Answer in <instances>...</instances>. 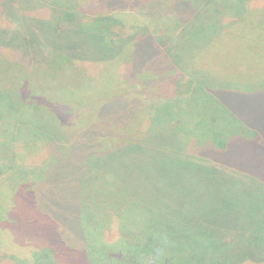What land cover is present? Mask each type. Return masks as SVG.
I'll use <instances>...</instances> for the list:
<instances>
[{
  "label": "rangeland",
  "instance_id": "rangeland-1",
  "mask_svg": "<svg viewBox=\"0 0 264 264\" xmlns=\"http://www.w3.org/2000/svg\"><path fill=\"white\" fill-rule=\"evenodd\" d=\"M142 2L0 0V264H264V259L255 260L253 255L259 248L257 235L251 236L256 231L243 224L250 216L260 229L264 221V78L258 80L264 70V0L151 1L143 6L146 12L137 8ZM150 6L158 12L153 17L170 9L157 18L161 33L156 40L166 44L171 57L163 46L158 47V41L155 47L140 46L136 40L146 36L133 35L142 27L130 30L125 26L119 31L112 26L114 17L106 24L88 18L91 12L105 16L112 9L137 8L131 12L140 23L150 17L146 14ZM117 34L127 38V43L118 41ZM70 47L82 54L76 55ZM200 52L199 67L221 72L235 89L219 92L216 83L222 81L212 79L207 90L218 103L194 109L196 104L190 101V114H201L204 124L214 122L211 113L222 118L228 114L229 121L236 120L257 134L253 140L232 139L220 154L232 156L229 161L238 169L241 186H227L233 205L216 201L212 205L215 215H209L238 220L241 228L227 233L229 237L237 233L234 244L216 240L211 232L208 237L193 230L157 235L148 231L153 228L145 224L148 215L130 210H120L113 217L114 204L124 193L116 190L115 179L119 183L123 178L135 190L163 187L148 185L153 179H144L140 173L133 178V167L125 166L126 160L119 172L90 170L82 154L71 150L72 145H89L80 131L70 140L68 124L76 122V117L94 123L96 108L106 102L102 100L120 89L127 100L148 102L155 83L175 80L176 87V77L183 71L172 73L179 68L174 61H192ZM127 58H133L132 62L119 65ZM182 93L177 89L178 95ZM124 112L129 115V110ZM183 113L172 117L181 122ZM192 117L189 131H196L201 123ZM230 132L225 136H231ZM85 148L83 152L89 149ZM169 152L168 148L150 152L144 144L133 159L139 160L142 172L148 160L162 163ZM224 161L219 158L218 165ZM162 170L167 173L170 168ZM166 195L159 193L160 198ZM169 199L150 204L159 217L169 214L165 208ZM193 205L190 199H179L172 206L181 211ZM123 253L122 261L113 256Z\"/></svg>",
  "mask_w": 264,
  "mask_h": 264
},
{
  "label": "trees",
  "instance_id": "trees-1",
  "mask_svg": "<svg viewBox=\"0 0 264 264\" xmlns=\"http://www.w3.org/2000/svg\"><path fill=\"white\" fill-rule=\"evenodd\" d=\"M151 1L162 0H143L142 4L137 8L144 9V12H146L147 8L145 9L143 6ZM111 2L113 3V0H111ZM137 8H133V10L132 8H128V10H125V8L118 10L116 8L112 9L105 16H101L102 14L99 13L94 15L91 12L88 18L91 19L96 17L98 19L97 22L106 24L104 21H108V19L114 17L111 19L115 22L112 26L119 27V31L125 26L130 27V30H132V28L136 29L142 27L136 30L133 36L140 37L145 35L146 37L138 38L136 41H139L140 46L144 45V47H146L147 44H151L155 47L157 45H155V43L158 41L156 38L161 33L157 18H160L164 11H167L169 14L170 9L161 10L162 13L157 17H153L154 14H158V12L154 10L153 6H150L146 14L151 18L144 17L145 21L138 23L139 19L135 17L138 15L131 12L135 9L137 11ZM151 10H153V12H151ZM127 16L129 19H127ZM133 20H135L134 23ZM173 21L174 17H172L170 23L172 24ZM153 22L155 26H153ZM74 35L77 36L76 33ZM116 38L123 44L127 43V38L123 37V35L117 34ZM157 43L159 44V46L157 45L158 47H164L166 45L159 41ZM127 45L130 46L131 44L128 43ZM127 45H123V47ZM164 48L166 56L171 57L172 55L167 52V46ZM70 50L72 52L76 51V55L82 54L77 47H70ZM198 54L199 56H197V59L196 56L191 57L192 61L183 60L180 62L177 60V62H175L173 60L175 66L177 65L179 68H173L172 73L175 71L179 72V70L183 71V74L180 73V75L176 77L178 80L176 87L174 85L175 80L171 81L173 85L169 80L167 82L155 83L153 89L150 90L149 96H147L148 102H145L142 98L140 104V101L137 99L133 100V97V101L127 100V97H125L127 95H125L124 90L120 89L118 91H113L102 100L106 102L100 104V107L98 106V108H96V120L94 123L93 119L83 123L82 118L78 119L80 115L76 117V119H74L76 122L68 124V126H70V130H68L70 140L72 134L76 135L77 132L80 131L79 136L87 139L89 145L86 148L89 149L83 152L85 145L82 143V147L76 144V146L72 145L71 150L76 149L82 154L81 158H85L86 162L89 164L88 169L90 170L91 168H97L104 174H110L113 170L119 172L122 169V160H126L127 163L125 166L129 164V166L133 167L131 169L133 178L136 177L137 173H140L144 179H153V181L147 182L148 185L163 187L140 188L135 190L130 182H126L122 178V180L117 183L116 181L118 180L114 178L116 190L117 188H121L124 190V193H121L122 195L114 204L113 217L117 218L120 210L125 212L130 210L131 213L133 212L140 216L148 215L149 220L145 224L153 227L148 231L157 235H169V231L186 233L189 230H193L206 234L208 237V233L211 232L216 240H221L224 244H234L237 243L239 239L237 233L232 237H229L227 233L231 230L237 232L239 228H241L240 223H237L238 220L234 217H230V215L224 216L223 218L217 214L216 217L209 215H215L212 213V205L216 203V201L220 203L226 201L225 203L228 206L233 205L232 191L230 190L229 193H227V186H241L240 175L239 172H237L238 169L232 165V161H229V158L232 156L220 154H223L226 144L232 139L243 138L244 140H253L257 134L246 126L243 128V126L234 119L236 123L229 121L232 118H230L228 114L226 116V111L224 110L222 111L225 118L211 113L214 117V122L208 124H204V122L201 121L203 119L201 114L196 116L190 114L192 109V107H190V101L195 102L196 106L193 107L194 109L196 107L200 109V106H207L209 108V106L211 107V102L218 103V100L214 97L215 95L209 93L207 90V87L210 88L208 84L213 82L212 79L216 78L222 81L216 83V89L219 92L224 90L232 91L235 89L230 84L232 81H230V79H224L221 72L215 70L211 72L199 67L198 59L200 58L201 52ZM132 59L133 58L129 60L128 58L126 60L123 59L119 65L128 61V63H131ZM189 68L191 70H189ZM260 74V78L257 79L261 82L264 78V70H261ZM210 75L212 77H210ZM155 89H157L158 93H155ZM177 89L183 93L178 95ZM195 91L199 93L195 95ZM124 110H129V115H127ZM213 110L216 112L218 108H214ZM183 112H185L184 117L188 119L182 117V121L177 122V120L172 117L177 113L184 114ZM216 116H219L218 119L220 120H217L215 118ZM190 117L193 119L196 117L198 121H200L199 123H201L196 131H189L191 125L189 120ZM97 123L100 124L97 125ZM226 131L233 132H230L231 136L226 137ZM80 141L83 142V140ZM144 144L150 152L155 150L161 152L167 148L170 152L168 155H165L167 157L164 158L162 163L155 161L153 164L148 160L141 172L138 163L139 160L136 158L135 161L133 158H135V153L140 152L144 148ZM77 153L76 151V154ZM212 153L214 154L211 155ZM219 158L225 159L224 163H219L218 165ZM207 163L209 165H206ZM163 166L169 167L170 171L167 173L164 172L162 170ZM90 170H88L87 180L91 178ZM211 184H213V187H211ZM212 189H214V193L211 194ZM160 191L168 194L166 196H170V199L165 203V208L168 210L169 214L165 215L163 218L159 217L157 209L151 206L152 204L156 205L158 201H164L166 196H162L161 201L159 196ZM179 199H190L191 205H194L189 208V210L181 209V211H178V206L172 205L177 204ZM236 202L234 201V204ZM247 212L250 211L247 210ZM250 219L251 217L247 216L243 224L245 227L251 228L257 232L251 235H257L256 245L259 244L258 253L255 250L253 255L257 258L255 260L264 259V252H259L262 251L261 249L264 247V221L261 220L260 229H256L252 219ZM127 220L131 223L134 222L128 217ZM112 222L113 221L110 220V223ZM81 225L84 226L86 231L85 222L82 221ZM118 226L122 227L119 223ZM120 233L122 234L123 232L121 231ZM83 235L85 237L86 233H83ZM68 240H71V237H68ZM87 244H90L89 240ZM123 255L124 253L119 256L118 254H114L113 256H115V258L119 257L120 261H122ZM1 256L2 255H0V257ZM8 256L9 253H6L5 257L8 258Z\"/></svg>",
  "mask_w": 264,
  "mask_h": 264
}]
</instances>
